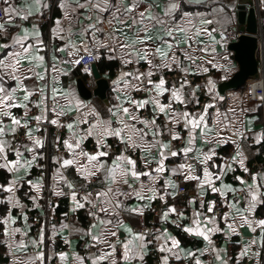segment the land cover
Returning <instances> with one entry per match:
<instances>
[{
    "label": "snow or ice",
    "instance_id": "obj_1",
    "mask_svg": "<svg viewBox=\"0 0 264 264\" xmlns=\"http://www.w3.org/2000/svg\"><path fill=\"white\" fill-rule=\"evenodd\" d=\"M39 3V0H37ZM204 0H165L164 6L160 13L153 11V8L160 7L153 0L149 3L148 0H75L74 3H65V0H58L59 7L64 9L63 16L58 17L54 27L50 28L51 34L57 37L60 41H64L59 48L53 52L52 59H59L61 64H71L73 67L81 64L83 56L81 52L87 54L93 60H99L105 53L109 59H119L123 66H128L133 63L139 65L141 61L147 63L148 67L145 70H140L139 67L133 68L130 71L119 72V75L112 81L113 92L116 93L115 103H110L105 109L98 110L90 102L81 100L75 91L69 86L67 89H58L51 87V106H49L47 93L49 83L46 77L48 76L47 65L44 64L45 56L41 54V50L47 47L42 39L40 31V22L32 24L31 29L23 28L21 24L16 23L14 18L18 17L21 21H27L33 13L27 6L17 7L4 0L6 6L0 8L3 17L0 18V38L7 39L9 26L21 28L20 33H16L7 39V42L0 43V168L6 169L10 173H15L18 168L30 169L33 164H36L38 157L42 155L44 140L35 136L34 132H39L37 126L33 128L28 119L30 105H35L40 109L39 113L32 117L39 125L42 121L48 120V113L55 115L50 120L52 125H60L66 127L70 133L68 138H64L62 143L64 148L71 155L68 157L55 156L52 157L60 167L56 170L55 176L64 185L67 186L72 202L71 210L75 212L78 209L87 208L88 215L93 218V223L87 230L83 231V235L90 236V244H85V248H89L96 244H102L105 251L100 249L99 255L91 257L92 264H100L102 261H109V264H117V244L121 245L122 255L120 259L129 261L132 258L143 259L145 255L144 249L151 241L147 239L149 231H135L132 227L124 223L123 213L143 215L146 207L151 206L152 201H163V211L159 214L161 221H169L172 214H176L177 220L172 223L178 224V221L185 216L184 211L178 209L175 203L169 204L168 197H177L180 192V180H174L172 177L179 176L184 182H196V190L199 196L200 209L193 212V226L179 225L184 228V231L189 234H195L203 237L208 242V246L203 251L217 252V259L221 260L218 250L212 247L213 241L210 236L214 232H222L223 229L218 227L217 217L215 215H207L201 209L206 207L207 213H214L216 201L210 200L205 205L204 197L207 191L219 193L223 197H227L229 193L245 191L246 206L238 212L240 223H246L248 227L255 232L260 229V242L264 244V219H250L248 214L255 211L258 199L264 195L262 188L264 183H258V179L264 180V172L256 173L249 170L245 161L247 156L244 154L239 141L236 137H246L247 131L243 128L239 117L244 113L251 111V108L246 105V101L250 97H255L259 101L257 108L264 107V95L256 96L255 86L248 89L247 92L240 96L233 97V105L228 108V114L222 113L218 107V102L225 99L224 96H219L216 93L215 81L209 79L207 82V91L211 94L209 102L200 104L196 96V89L200 85H196L189 95H185L186 86H190V81L184 77L180 78V83L171 84L164 76V71H171L174 68L187 73L190 66L184 64V60L192 62L191 66H195L196 70L207 72V68L195 65L194 56L196 49L194 44H203L199 40L201 34L211 35L209 29L204 25L211 24L212 21L203 18L201 13H192L183 11L180 21L177 22L174 13L182 11L183 7L192 4H201ZM91 4V7H89ZM42 7H50V4H41L37 7L36 12L40 13ZM88 9L91 13H97L93 23H81L79 33L74 32L72 27L73 16L70 12H75L77 9ZM215 11V10H214ZM105 14L107 19H105ZM91 19V15L86 17ZM199 20V24L194 21ZM64 20L69 21V26L66 29L63 26ZM131 20V23L128 21ZM79 22V21H77ZM153 22L163 26V35L156 36L149 34V30L153 27ZM105 25L108 27L105 28ZM140 27L137 28L136 26ZM119 26V27H118ZM127 29L128 31H122ZM129 32L132 33L131 37ZM99 33H103V39ZM80 35L79 42L72 40L73 35ZM212 43L215 44V37H212ZM34 41V42H33ZM220 43H223L221 36ZM184 44L186 47L181 48ZM11 48V50H8ZM202 51L207 52L209 47L206 45ZM212 51H215L213 48ZM66 52L67 59H60L56 53ZM181 53L184 60H181L177 53ZM205 59V58H200ZM27 61V66H25ZM44 67V71H39L40 67ZM216 67H224L217 64ZM71 69H69L70 71ZM85 72H90L91 69L87 64L84 65ZM56 67L52 68L53 73L58 74ZM159 75L158 79H153L155 75ZM29 78L39 81V84H34L29 87L25 81ZM57 75L52 76V81L55 83ZM140 92L145 95L138 98L133 93ZM22 93V97L18 94ZM168 94L167 102H162V97ZM34 94H39V100H33ZM63 101L67 108L60 103ZM196 104V111L177 110L173 104ZM154 105L151 112V118H147L140 114V110L148 105ZM20 107L25 110L23 117L14 115L12 109ZM215 108L212 113V123L209 124L210 110ZM75 111L76 116L69 118L68 122L61 124L60 117L66 115V112ZM163 114L168 124L160 125L157 123L158 117ZM6 119L8 122H6ZM235 122V123H234ZM143 127H137V125ZM182 124L186 130L185 136L181 131L177 130L176 126ZM239 125L237 127L236 125ZM87 125V127H80ZM19 128H24L26 142L20 143L16 141V134ZM228 129L233 135H223L222 130ZM170 137L169 140H164V133ZM8 134H12V139L7 138ZM151 139H146L148 136ZM89 137L95 138L94 151H86L83 147L84 141ZM113 138L122 148L114 157L110 156L112 145L108 143L107 138ZM203 141L200 147H197V139ZM56 141H60V137H55ZM174 141L184 142L180 148L175 147ZM264 141V133L256 134L254 143L259 144ZM232 142L236 144L235 155L224 158L223 164H216L215 158L218 156L217 149L222 144ZM13 144L15 146H13ZM204 145H209L204 147ZM56 147L59 149L60 144ZM31 154L30 158H25L21 150ZM139 150L142 153H147L139 158H134L130 152ZM156 152V155H153ZM9 153H14L15 158H9ZM192 154V155H190ZM182 161L172 167L170 170L166 164L169 157H180ZM104 158L112 159V164L108 165ZM138 159L142 160L143 169L138 168ZM237 164L244 172L249 173L251 183H248L244 177L235 176V180L239 181L244 186L243 189H237L231 184L223 183V177L228 171H235L232 165ZM153 165H155L153 167ZM202 174L198 173V167ZM37 166H40L37 164ZM69 166H75L76 173L84 181L90 182L97 178L98 173L104 174L105 187L95 193L85 191L82 194L77 190L76 184L69 180L63 174V171ZM215 168L216 171H212ZM27 175V172H26ZM142 177H147L143 180ZM131 178L132 183L129 182ZM24 177L15 176L5 184H0V189H3L9 195L6 197L8 204L14 207H20L22 212L24 205L21 203L15 191L18 185L24 181ZM163 180L162 184L158 185V181ZM216 182H220V186H216ZM27 184L34 188L37 192L42 189V177L38 182L33 183L32 180H27ZM126 186L122 188L121 186ZM81 188L84 187L82 184ZM53 195H65L59 185H56ZM95 197V199L93 198ZM32 201H36L38 197L31 195ZM135 198L140 203L129 205L128 199ZM147 201L148 203H144ZM197 202V195L192 194L188 201L194 205ZM264 202V201H262ZM224 203L228 207H236L238 200L229 202L227 199ZM99 204V207L97 205ZM38 207V204H34ZM95 209V211H93ZM100 213H103L102 217ZM248 213V214H242ZM225 224L230 230H235L233 224L237 218L230 216L229 212H223ZM110 217H115L113 220ZM203 217V223L201 222ZM25 222L28 217L23 216ZM17 220L16 216L8 211L2 218L4 225L3 232L9 237V240L20 229L11 227ZM97 222L101 226L99 232H94L97 228ZM211 224V227L207 225ZM62 227H68L63 225ZM123 227L128 233L129 238L121 242L119 240V230ZM53 235H55V225H53ZM76 231H80L76 229ZM158 232L155 240L163 241L158 245L159 250L167 252L180 259L178 253L182 251L181 241L172 236L167 228L154 229ZM116 238L113 243L109 238ZM45 239L44 230L39 232V239L33 240L32 244L39 247ZM66 243L70 240L65 237ZM139 241V243H135ZM170 241V243H169ZM253 239L250 244L244 245L239 255L244 256L251 250V245L256 244ZM20 246H25L24 241L19 242ZM59 256L60 260H65L68 253L60 251L53 252L47 259H52L54 256ZM188 257L193 256L192 251H187ZM75 264H85V257L79 254H74ZM30 261L38 259L43 264L45 260V252L38 251L35 257H29ZM161 264H169V255L160 257ZM196 264H203L202 261L196 260ZM222 264H227V261H222Z\"/></svg>",
    "mask_w": 264,
    "mask_h": 264
},
{
    "label": "crops",
    "instance_id": "obj_2",
    "mask_svg": "<svg viewBox=\"0 0 264 264\" xmlns=\"http://www.w3.org/2000/svg\"><path fill=\"white\" fill-rule=\"evenodd\" d=\"M239 1L240 0H204V2L199 5H188L186 7H183L182 11L174 13V17L177 22L180 21V17L183 11L201 13L203 14L204 19L212 21L211 24L204 25V27H207L209 29L211 35L201 34L198 39L203 41V44L193 45V47L196 49L194 56L197 57V59H195V65L202 66V68H207L208 71L204 72L202 70H196L195 66H191L192 62L184 60L182 54L178 52L177 55L180 56L181 60H184V64L190 66L189 71L187 73H183L174 68L171 71L166 70L163 73L164 76L167 72H177L180 75L178 78L173 80L166 79L169 81V87L171 86V84H176L178 86L181 77L188 79L190 81V86H186L185 88L186 96L191 93L192 89L195 88L196 85L204 86L206 103L209 102V100L211 99V94H209L207 91V82L209 79L215 81L216 93H218L219 96L225 97L223 101L218 102V107L220 108V111L225 114H228V108L233 105V97L240 96L244 93V84L236 88L224 89L223 87L224 82L230 79L238 69V64L233 58V51L229 49L228 45L238 37V32H240V23L238 20ZM8 2L17 7L27 6L33 13V15H31L27 21H21L18 17L14 18L15 22L21 24L23 28L31 29L33 23L37 22V20H39L40 22V31L42 33V39L45 45L47 46L41 50V54L45 56L44 64L47 65L48 76L46 77V79L49 83L47 98L50 101L51 87L55 86L58 89H67L70 86L81 100L92 103L94 106L97 107L98 110H103L110 103L116 102L114 99L116 93L113 92L114 86L112 84V81L116 79L121 70L130 71L133 68L139 67V69L143 71L148 67L147 63L144 61H141L139 65L133 63L128 66H123L119 59H109L106 55L107 50L103 49L102 51L105 53V55H103L99 60H94V63L96 64L101 76L103 78H106V80L108 81L109 86L105 90L104 97H100L95 94H92L88 97L85 95L86 93L84 89L89 87H86V85L84 84L83 88L81 83H84L85 80L89 79L92 84V88L89 89H93L95 87V80L93 78L92 71L85 72L84 68L80 67L79 65L73 67L71 64H61L59 62V59L56 61L52 59L54 50L56 48H59L61 44L64 43V41H60L57 37L53 36L50 31V28L55 26L54 21L58 17L63 16L64 9L59 7L58 0H39V3L37 2V0H8ZM68 2L74 3L75 0H65V3ZM148 2L152 3L153 0H148ZM154 2L160 5V7L153 8L152 10L157 13H160L162 7L164 6L165 0H154ZM41 4H50V7H42L41 12L37 13L36 9L37 7H40ZM4 6L6 5L4 4L3 0V7ZM89 7H91V4H89ZM257 9V12L259 14V23L261 27V30L259 32V40L262 41L264 44V0H257ZM70 15L74 18L72 21L73 30L74 32L79 33L81 30L80 22H82L83 24L93 23L96 19L97 13L95 11L89 13L88 9L81 8L77 9L75 12H70ZM88 15H91L92 18L87 19L86 17ZM105 19H107L106 14ZM194 22L196 24H199L198 19ZM128 23H131V20H129ZM63 26L67 29L69 26V21L64 20ZM136 27L139 28L140 26L137 25ZM122 31L128 30L122 29ZM222 32H225L227 34V38L223 39V43L221 44L220 33ZM16 33L22 34L21 28L9 26L7 39H10L11 36ZM128 34L131 37L132 33L129 32ZM149 34L153 35L154 38L156 36L163 35V26L155 24V22H153V27L149 30ZM99 36L101 39H103V33H99ZM212 37H215V44L212 43ZM71 38L74 42H79L81 36L77 34L73 35ZM7 39L0 38V43L7 42ZM206 45L209 47V50L207 52L202 51L201 49H203ZM180 47L184 48L186 47V45L181 44ZM213 48L215 49V51H212ZM8 50H11V48H9ZM56 54L60 59H67L66 52ZM81 55L88 56L83 52H81ZM258 56L259 59H261L260 55ZM200 58L205 59L202 60ZM24 63L25 66H27V61H25ZM217 64L223 65L224 67H216ZM53 67H56L59 70L58 74L52 72ZM69 69L71 70L69 71ZM44 70L45 69L43 66H41L39 69V71L41 72H43ZM53 75H57V80L55 83L52 81ZM191 77L193 78V81L190 80ZM158 78V74L153 77V79ZM199 79H202L203 81L199 82ZM25 83L29 87H32L34 84H39L40 82L34 80L33 78H29L25 81ZM133 94L138 98L145 95L140 92H134ZM18 95L22 97V93H19ZM196 96L200 100L199 88L196 89ZM167 97L168 94L165 93V95L161 98L162 102H167ZM39 98V94H34V96L32 97L33 100H39ZM60 103L63 107L67 108V105H65L63 101H60ZM258 104L259 102L255 100L248 99L246 101V105L251 108V111L244 113L242 116L239 117V120L243 124V128L245 130L250 131H247L246 137L234 136V139L239 141V144L242 147L244 154L247 156V160L245 161V163L249 170L256 173H262L264 172V141H261L259 144L254 143L255 135L264 133L263 107L257 108L254 106ZM32 106L35 105H30V108ZM153 107L154 105L151 104L146 106V108L140 110V114L147 118H151V112ZM173 107L178 111L184 109H187L188 111H196L198 106L194 103L188 105L175 103L173 104ZM12 111L14 115L18 117H23L25 112V110L20 107H14ZM143 112H145V115L143 114ZM214 112L215 108L210 110L209 124L212 123L211 114ZM75 116V111L66 112V115L63 116L66 119L65 123L68 122L69 118H74ZM31 118L32 116L30 114L29 109V122ZM6 122H8L7 119ZM157 123L160 125H164L168 124V121L166 120L164 115L161 114L157 119ZM30 124L33 128H36V126L33 125L31 122ZM236 126L239 127L238 124ZM80 127H87V125H81ZM137 127H143V125L138 124ZM176 128L177 130L181 131V134L185 136L186 140V130L183 129L182 124L177 125ZM20 130L21 128L18 129V131ZM222 134L233 135V133H230L228 129L222 130ZM34 135L39 136L44 140L43 148L42 150H40L42 151V155L38 157V161L36 164H33L30 169H25L23 167L18 168L14 174L8 172L6 169L0 168V184H5L10 181L13 178V175L25 178L24 181H22L18 185L15 191V195L19 197L21 203L24 205L23 212L20 207H14L13 205L8 204L6 197L9 195V193L4 191L3 189H0V264H41V261H39L38 259H33L32 261H30L28 258H34L35 254L38 251H44L45 246L50 247L52 254L53 252L59 253L60 251H65L68 253L67 257L63 261L60 260L58 255L54 256L58 261L57 264H75L74 254H79L80 256L85 257V264H92L91 257L94 255H99L100 249L104 248L102 244H96L89 248H85V244H90L91 237L83 235V231L87 230L90 227V225L93 223V218L88 215L87 208L78 209L75 212L71 210L72 202L70 196L67 195L69 189L55 176L56 170L60 167V165L56 161H54L52 157L58 155L62 157H68L71 154L68 153L66 149L64 150L63 154L56 153L57 141L53 134H51V132H34ZM69 136L70 133L68 129L64 127L62 140L64 138H68ZM7 138L11 140L12 134H8ZM162 138L166 141L170 139V137L167 135V132L164 133ZM107 139L108 143L112 145L110 156L114 157L115 154H118L119 150L122 148V145H119L117 143L115 148L112 144V141L115 139L111 137ZM146 139H151V136L149 135ZM183 143L184 142L182 141L173 142V144L177 148H180ZM202 144L203 141L198 138L197 147H200ZM208 146L209 145H204V147ZM236 146L237 145L232 142L222 144L217 149L218 156L215 158V163L218 165L223 164L224 158L230 157L231 155H235ZM83 147L86 151H94L95 138L89 137L86 141H84ZM21 151L26 159L30 158L31 154L27 153L23 149ZM129 154L133 155L134 158H139L143 155H147V153H142L139 150L135 152H130ZM153 155H156V152H153ZM9 158H15L14 153H9ZM104 159L106 160L108 165L112 164V159ZM181 161L182 156L169 157V159L166 161V164L168 166V169L170 170L172 167H174ZM37 164L40 166H37ZM45 166L47 168V178L39 174V171L44 170ZM154 166L155 165H153V167ZM197 167V174H202V171L199 170L200 166L197 165ZM232 167L233 169H235V171L226 172L223 177V183L231 184L237 189H243L244 186L241 185L239 181L235 180V176H242L248 183H251L249 173L244 172L243 169H240L237 164H233ZM138 168L143 169L142 160L139 159ZM212 171H216V169L212 168ZM63 174L67 176L69 180L73 181L74 184H76L77 190L79 192L81 189L80 186L82 184L84 185L83 188L94 187L96 191L105 187L104 174L102 172L98 173L97 178L94 179L92 182H86L83 180V178L79 177V175L76 173L75 166H69L63 171ZM41 177L42 189L40 192H37L34 188H31L27 184V180L30 179L33 181V183H36ZM178 177L179 176H174L172 178L174 180H177ZM142 179L147 180L148 178L142 177ZM129 182L132 183L131 178L129 179ZM257 182L264 183V180L258 179ZM45 183H47V188L50 194L53 195V191L56 185H59L65 193V195L60 196L53 195L55 196V200L48 211L45 209L44 206L45 194L43 192V188L45 186ZM162 183L163 180L158 181V185ZM180 184L186 188V191L182 194H179L175 198L169 196L167 202L169 204L175 203L178 209L184 211L185 216L183 219L178 221L179 225H187L194 227L195 225L193 224V212L194 210L200 209L199 196L196 190V182H184L182 180ZM216 186L219 187L220 182H216ZM121 187L126 189V186L122 185ZM262 192H264V188H262ZM192 194L197 195V202L194 205L188 203ZM31 195H36L38 199L35 202L32 201L29 198ZM245 196L246 192L243 190L238 191L236 193H229L226 198L221 196L219 193H213L209 190L207 191L204 197L205 205L210 200L218 201L221 205L220 216H217L215 211L211 214L207 213L206 207L204 209H201L207 215H215L217 217L218 227L224 230L222 232H214L210 236L211 240L213 241L212 247L218 250V254L221 257V260L217 259V252L203 251V249L208 246V242L205 241L203 237H200L195 234H189L184 231L183 227L178 226V224L172 223L173 220H177L176 214H172L169 221H161L159 219V214L163 211L164 202L156 200L151 202L150 207L145 208L143 214H145L147 218L153 219L154 229L167 228L168 232L172 236H175L181 241L182 251L178 253L180 259L177 260L175 256H172L167 252L162 253L159 250L158 245L163 241L155 240V236L158 235V232H154V240L151 241V243H149L148 246L144 249L145 255L142 260L139 258H132L126 262L120 259V256L122 255V248L119 244V248H117L116 253L117 264H161L160 257L162 255H169V264H196V260L202 261L203 264H222V261H227V264H264V244L260 242V229L257 228L254 232L252 228L248 227L246 223L242 224L238 219V212H240L246 206ZM93 198L95 199V197ZM225 199H227L229 202L238 200L239 203L236 205V207L230 208L225 205ZM262 201H264V195H262L258 199L257 207L253 213L242 214H248L250 219L254 220L264 219V202ZM127 203L129 205H136L140 202L137 201L135 198H131L127 200ZM144 203L147 204L148 202L145 201ZM34 204H38L39 206L36 207L34 206ZM97 207H99V204L97 205ZM8 211H11V214L17 217L15 224L11 225V227H16L20 229L19 232H16L14 234L11 240H9V237L4 234V225L2 223V218L4 215L7 214ZM93 211H95V209H93ZM226 211L230 213L231 217L237 218L236 223L233 224V228L235 229L234 231L230 230L224 222L222 214ZM25 214L28 217L26 222L23 219V216ZM100 215L102 217L104 216L103 213H100ZM139 216L140 215L137 214H130L128 212H124V223L133 228L134 226H136V224H138ZM34 218H39V220L41 221L47 218L48 223L45 227L42 228L44 230L45 239L43 243L39 245V247H36L32 244L33 240L39 239L40 232L39 231L37 234L33 233V230L35 228V224L33 222ZM110 218L113 220L116 219L115 217ZM200 219L203 223V217H201ZM53 225H55V235H53ZM63 225H68V227H62ZM207 226L211 227L212 225L208 224ZM76 229H79L80 231H76ZM100 230L101 226L97 222V228L93 229V231L99 232ZM118 236L119 240L123 242L124 240L129 238V233L123 227H121ZM65 237L70 240V243H66ZM109 239L113 243L116 242V238L110 237ZM253 239H255L257 243L251 245V250L246 255L240 256L239 253L244 247V245L250 244ZM21 240L24 241L25 246L19 245V242ZM135 243L138 244L139 241H136ZM152 248H154L155 250L154 254L150 252ZM104 250L108 251L109 249L104 248ZM187 251H192L193 256L188 257L186 255ZM100 264H109V261H102L100 262Z\"/></svg>",
    "mask_w": 264,
    "mask_h": 264
},
{
    "label": "built area",
    "instance_id": "obj_3",
    "mask_svg": "<svg viewBox=\"0 0 264 264\" xmlns=\"http://www.w3.org/2000/svg\"><path fill=\"white\" fill-rule=\"evenodd\" d=\"M3 7V0H0V8ZM0 18H3V13L0 12ZM105 27L107 28L108 26L105 25ZM240 34V32H238V35ZM221 36H223V39L227 38V34L225 32L220 33V38ZM261 46H260V50H258V53L261 57V66H259L258 72L255 76L248 78L245 83H244V93L248 91V89L252 86H255V91H256V96H260V95H264V44L261 41ZM94 60L89 57V56H83V61L81 62V64H79L80 67L84 68V65L87 64L88 67L90 68L91 63H93ZM180 75L177 72H167L165 74V78L168 80H173L178 78ZM191 81H193V78L191 77L190 79ZM199 82H202V79L198 80ZM84 84L86 85V87L92 88V84L91 81L89 79L85 80ZM200 91V104L203 105L204 103H206V95H205V90H204V86H201L199 88ZM249 100H255V97H250L248 98ZM259 102V101H258ZM48 103L49 106H51V101L48 99ZM40 109L36 106H32L30 108V114L32 117L36 116L39 113ZM143 114L145 115V112H143ZM263 115H264V107H263ZM49 119L42 121L39 125H37V122L34 121L32 118L30 119V122L35 125L36 127L38 126L40 128L39 133H48L51 132V134H53L54 137L59 136L60 137V141L57 143L60 144L59 149L56 147V153L57 154H63L64 153V146L62 143V134L64 132V127H61L60 125H52L50 123V120L53 118L54 113H48ZM60 121L61 124H64L66 119L64 117H60ZM25 129L21 128L20 131L17 132L16 134V141L18 142H25L26 141V137H25ZM48 138V137H47ZM46 138V139H47ZM56 143V145H57ZM48 144V142H47ZM113 146L116 148L117 142L115 140L112 141ZM13 146H15L13 144ZM39 174L43 175L45 178H47V168L45 166L44 170H40ZM177 180L182 181L181 177H178ZM93 181V180H92ZM90 181V182H92ZM85 191H91L93 193H95V188L94 187H88V188H81L80 189V193H83ZM186 191V188L180 184V192L179 194H182ZM43 192L45 194V201H44V206L45 209L48 211L50 209V207L52 206L54 200H55V196H53L52 194L49 193L48 188H47V183H45V186L43 188ZM220 203L218 201H216V207H215V213L217 216L221 215V210H220ZM33 222L35 224V228L33 230L34 234H37L43 227H45L48 223H47V218H45L43 221L39 220V218H34ZM147 229L149 231V235L147 236L149 241H153L154 240V221L152 218H147L145 216V214L140 215L139 216V222L138 224H136V226L133 227V230L135 231H143ZM84 245V244H82ZM117 248H119V244L117 245ZM154 248H152L150 250V252L152 254H154ZM45 252V260H44V264H57L58 261L55 257H53L52 259H47L48 256L52 255V252L50 250V247L45 246L44 249ZM154 261V260H153Z\"/></svg>",
    "mask_w": 264,
    "mask_h": 264
},
{
    "label": "water",
    "instance_id": "obj_4",
    "mask_svg": "<svg viewBox=\"0 0 264 264\" xmlns=\"http://www.w3.org/2000/svg\"><path fill=\"white\" fill-rule=\"evenodd\" d=\"M257 0H240L238 6V20L240 23V34L232 41L228 47L233 51V58L238 64V69L234 75L223 84L224 89L236 88L245 83V81L257 74L261 59H259L258 50H260L261 41L259 40L260 23L257 12ZM95 87L93 89L85 88V95L92 94L104 97L105 90L109 86L106 78H103L93 62L90 65ZM84 88V83H81Z\"/></svg>",
    "mask_w": 264,
    "mask_h": 264
}]
</instances>
